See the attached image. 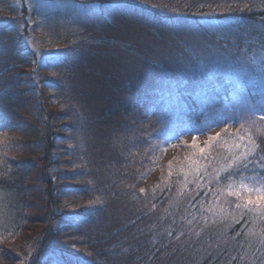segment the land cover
Listing matches in <instances>:
<instances>
[{"label": "trees", "instance_id": "trees-1", "mask_svg": "<svg viewBox=\"0 0 264 264\" xmlns=\"http://www.w3.org/2000/svg\"><path fill=\"white\" fill-rule=\"evenodd\" d=\"M229 1L234 9L223 14L226 23L219 20L222 28L209 16L193 15L208 4L195 9V2H188L183 13L162 18L167 14L147 5L105 1L100 18L81 19L84 28L78 34L61 39L56 33L52 41L60 47H49L53 55L30 49L28 20L23 32H13L15 57L22 60H4L0 70V79L15 85L0 119V131H5L0 135V264H264V223L236 210L234 198L217 203L213 195L228 182L214 179L227 155L222 144L230 139L228 129L251 118L250 105L264 106L259 71L264 0L253 8ZM64 7L49 12L56 32L68 15L65 2ZM38 10L33 17L48 13ZM51 62L54 75L45 73ZM143 70L158 74L147 80ZM171 75L166 94L157 87L162 82L151 80ZM238 101V112L228 109ZM221 108L232 112L227 124L212 120ZM215 126L227 128L228 134L214 143L207 160H200L208 165L203 179L189 172L185 180L188 161L175 156L171 175L152 203L124 219H112L108 229L109 192L97 195L79 177L88 163L78 159V133L87 131L91 145L113 136L117 147L105 161L106 172L113 185L134 192L165 164L168 143ZM258 126L264 128V121ZM153 129L157 133L151 134ZM251 131L264 156V134L255 127ZM158 143L164 149L155 148ZM135 155L140 159L134 160ZM253 168L257 166L249 165L243 175L264 176ZM228 175L240 179V173ZM212 205L223 206L227 218L208 212ZM34 219L46 225L27 247L20 234Z\"/></svg>", "mask_w": 264, "mask_h": 264}, {"label": "rangeland", "instance_id": "rangeland-1", "mask_svg": "<svg viewBox=\"0 0 264 264\" xmlns=\"http://www.w3.org/2000/svg\"><path fill=\"white\" fill-rule=\"evenodd\" d=\"M0 0V16L3 15L4 18H0V45H3V49L0 52L1 54L5 53L4 47L6 46V56L2 57L0 56V70L1 67L4 65V60H22V56H20V59L17 57V48L14 42L12 41V34L13 32H23V29L25 27L24 21H29L27 24L28 27V36H27V42L30 46V49L33 50L37 55H42V52H48L49 54L53 55V50L49 47L53 48H59L60 44L55 43L52 41L53 37L57 35L56 33H59V36H61V39H64L63 36L65 34H78V30H83L84 24L83 22H80L81 19L83 21H86V18H100V11L103 10L104 7L108 6V4L105 1L110 0ZM76 1L78 3L76 4ZM119 1V0H115ZM123 1V0H122ZM136 2L138 4L147 5L150 6V8H153L161 13L167 14L163 15L165 18L169 14H180L182 11H180L182 8L185 7V3L188 2H195L194 5H192L195 9L198 7L206 6L207 9L200 10L197 14V12H194V16L196 18H212L213 20H216L217 24L219 20L221 19L223 23H226L224 21L226 19V16L223 14L227 13V10L234 9V2H231L229 0H124V2ZM229 1V3L227 2ZM241 3L244 4V7H246L245 3L248 6V3H250L251 7H256L258 3L262 2L263 0H240ZM258 1V2H257ZM64 2L67 3V6H69L68 10H65L68 15H64L62 20L58 22L57 26L59 27L58 32L54 31L56 24L50 23V20L48 18L50 17L51 11L54 10H62L64 11ZM105 2V3H104ZM193 4V3H191ZM243 6V5H242ZM182 7V8H181ZM243 7V8H244ZM39 9V13L42 11H48V15L44 13L43 15L36 14V17H33L34 10L36 11ZM199 10V9H198ZM243 10V9H242ZM248 9L244 10L246 12ZM2 13V14H1ZM183 13V12H182ZM224 17V18H221ZM5 22V28L1 25ZM87 22V21H86ZM222 23H219L217 26L221 27ZM54 26V29H53ZM90 26V22H88V27ZM215 27V26H214ZM213 27V28H214ZM222 28V27H221ZM51 31V33H49ZM54 31V32H53ZM221 31V30H220ZM223 31V30H222ZM221 31V32H222ZM82 35L79 34L76 38L80 37ZM1 48V47H0ZM56 50V49H55ZM259 50H257L258 52ZM11 54V56L9 55ZM255 59H260L258 55H254ZM263 58V57H261ZM15 61V62H16ZM56 64V63H55ZM51 66H49L48 70L45 71L46 74L52 72L53 75L57 72V69H53V65L51 62ZM26 69H30V67H25ZM157 73V71L153 70H143L142 73L145 75L147 80L150 79V75L153 73ZM35 76L36 78L38 77ZM173 76L171 75L170 79L166 78L163 80H158L157 76L153 77L151 80H154L156 83L162 82L160 86H157L158 88L161 87V89L164 90V94H166L167 86L170 85L169 83H172L173 80H171ZM144 79V78H143ZM169 81V83H167ZM14 83L11 82L9 79H0V119L1 117L5 116V110L6 105L11 104L9 103L12 93L14 94ZM13 90V91H12ZM159 91V90H158ZM173 92V91H172ZM172 92H169L172 94ZM138 93V92H137ZM140 95H142L141 92H139ZM169 94V95H170ZM168 95V96H169ZM137 97V96H136ZM225 108V107H224ZM224 108L219 109L217 112H215L214 117L212 120L214 122H217V118H220L224 124L228 123V117L232 114L234 111H239L240 109V101L236 102L233 106H230L228 109L232 110L228 111ZM1 125V122H0ZM241 124L234 125L229 130V136L230 139L227 140V142L230 144L233 140V136L230 134H234L237 132V130L241 129ZM246 127V126H245ZM249 127V126H248ZM164 131H166V127H162ZM224 129L225 127L215 126L214 128L205 131L201 134H193L190 133L188 135H185L181 139H178L177 141H171V143H168L165 148V156L163 157L162 161L163 164L162 167H157L154 169V171L147 177L145 180L140 183V185L137 187L136 191L129 192V190L122 188V185L119 184H112V178L110 179L109 173L106 171V160L110 158L115 153V149L117 147V141L109 134V136L105 137V140L103 143H95L92 144L88 142L87 139V131H83L81 133H78V137H76V140H78V146L76 147L78 152V159L82 161V163H88L85 170L80 173V178H84L87 184V187L95 188V193L97 195H104L105 193H108L110 196L108 197L109 200H107V205L105 206L107 213H110V221L108 222V229L110 227L111 220H118L120 218L124 219L125 215H128L132 213L133 211L139 210L140 208L148 207L156 194L159 193V191L162 189V187L166 184L167 178L170 175V165L169 162L172 158L176 156V160H180V158L185 159L186 157H192L193 159L199 158V152L198 149L190 147L193 144V137L196 138V142L199 144L200 147H207L206 142L208 141V138L210 136H215L217 133H221L222 135L225 133ZM5 131H0V135L3 134ZM167 132V131H166ZM151 134H155L156 129H153L150 131ZM81 134V135H80ZM242 135H247L245 132H241ZM221 135V136H222ZM226 135V134H225ZM86 136V137H84ZM232 137V138H231ZM119 143L120 140H119ZM180 145V146H178ZM155 148H161V144L158 143L157 146H154ZM134 154V152H133ZM130 155V154H129ZM139 157L138 155H135L134 160ZM129 158H132L130 156ZM133 159V158H132ZM140 159V157H139ZM187 162V160H185ZM188 165V163H186ZM189 166V165H188ZM188 168L187 176L184 175V179L186 180L189 176V167ZM103 190V191H102ZM218 209V208H217ZM219 210V209H218ZM217 210V211H218ZM227 212L226 210L224 213ZM131 216V214H130ZM45 222L39 220H33L29 222L25 229L24 234H20L22 243L23 241H27V247L31 244H34V242L37 239V235H40L43 232ZM26 238V239H25ZM17 245L21 243V241L16 242ZM19 243V244H18ZM25 244V243H24ZM25 244V245H26Z\"/></svg>", "mask_w": 264, "mask_h": 264}, {"label": "snow or ice", "instance_id": "snow-or-ice-1", "mask_svg": "<svg viewBox=\"0 0 264 264\" xmlns=\"http://www.w3.org/2000/svg\"><path fill=\"white\" fill-rule=\"evenodd\" d=\"M252 63L255 67L256 61L253 60ZM259 71L264 75V59L259 62ZM249 111L251 118L241 123V129L237 130L236 133L230 134L233 136L232 142L229 144L227 140L223 141L222 146L225 148L227 155L223 158L221 167L216 170L214 179L218 184L221 180H227L228 182L218 188L213 195L217 203L220 202L222 197L234 198L236 201L234 208L236 210L244 215L253 214L255 218L264 223V176L245 177L242 172V170H247L249 165L253 164L257 168H253L252 171H264V156L260 155V145L254 139L251 131L255 127L256 132L264 134V128L258 126V121H264V106L250 105ZM258 112L262 114L257 116L256 113ZM245 123L249 125L248 128H245ZM224 131L228 134L227 128ZM242 131L247 135H242ZM221 135V133H217L215 136H210L206 142L207 147H200L196 142V138L193 137V144L190 147L198 149L199 158L186 157L185 159L188 161L189 171L194 173L198 179H203V175H207L208 167L207 164H201L200 160H207L214 143L221 141ZM208 163L210 164L211 161H208ZM169 164L171 166L172 162L170 161ZM229 173H240V179L236 180L234 176L228 175ZM185 176H187V173H185ZM199 187H204V185H199ZM207 211L210 213L215 212L221 216V219L227 218L223 215L225 211L223 206L217 211L216 205H212ZM233 219L235 223H239L238 219H235V217Z\"/></svg>", "mask_w": 264, "mask_h": 264}]
</instances>
